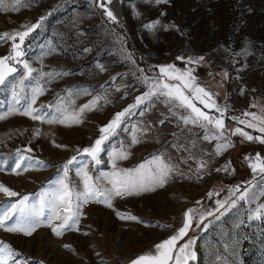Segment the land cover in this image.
I'll list each match as a JSON object with an SVG mask.
<instances>
[{"label":"rangeland","instance_id":"obj_1","mask_svg":"<svg viewBox=\"0 0 264 264\" xmlns=\"http://www.w3.org/2000/svg\"><path fill=\"white\" fill-rule=\"evenodd\" d=\"M11 3L12 0H6L5 5L0 6V34L35 23L51 12L42 27L26 40L25 46L30 44L31 47L25 58L34 68L70 73L49 85V90L38 98L36 106L53 103L57 93L64 95L65 89L72 88H87L90 93L76 98L77 106L88 103L97 95L110 103L101 99L94 110L85 113L82 124L72 126L49 125L20 114L0 120V184L20 193V196L9 197L0 192V205L16 202L23 195H30L31 203L36 193L62 175L61 166L73 155H77L81 162L90 159L78 154L76 149L91 146L100 135V126L107 124L116 112L127 108L146 91L138 82L137 66L146 72L150 66L172 63L184 68L187 65L177 60V56H204V63L192 65L194 75L205 79L218 94L219 103L226 102L230 109L240 112L258 111L252 105L264 104V0H168L167 4H156L154 0H112L109 7L117 15L118 24L109 21L90 0H28L17 11L4 10ZM157 19L160 25L154 31L144 27ZM172 24L178 26L179 31L165 28ZM117 34L123 38V50L116 39ZM127 39L131 41L137 58L125 47ZM85 47L92 51L84 52ZM244 49L248 54L237 55ZM10 50V41L0 42V57L9 54ZM127 53L132 54L135 65L124 58ZM98 64L106 71L101 72ZM17 67L20 72L16 76L23 71L19 65ZM225 71L228 73L226 79L223 77ZM155 72L156 69L152 68L148 74ZM118 73L123 75L118 76ZM113 77H116L115 81ZM13 79L9 77L8 82L0 86V114L7 113L12 104L9 82ZM197 106L201 107L198 103ZM133 111L135 114L126 116L116 134L102 145L101 163L95 167L89 165L93 175L112 171V153L121 148L128 149L130 155L118 161L120 168H135L152 155L167 150L185 175L173 177L155 191L116 198L113 202L115 210L90 202L83 207L84 216L78 226L80 231H67L58 237L46 225L31 236L0 229V241L19 251L22 254L19 259L30 258L29 264H101L102 260L105 264H126L139 255L154 251L157 243L174 234L181 226L186 209L212 210L217 206L216 201L223 200L229 189L236 185L241 186V191L244 188L253 191L264 188L261 176L254 174L245 160V156L254 157L257 150L264 157V144L241 142L242 137L233 136L235 147L221 156L208 158L211 159L209 170H201L197 176L189 171L190 167L196 169L197 164L192 160L187 165L181 163L180 157L187 156V153L172 148V133L179 135L182 126L177 127V119L164 104L154 98V102L142 104ZM161 120L165 121L163 125L159 123ZM226 124L237 126L236 122L228 123L227 120ZM145 126L149 128L146 133L138 131ZM239 126L244 128V125ZM37 128L42 135H34ZM245 130L259 135L253 129ZM134 132L140 143H131ZM192 133L203 135L198 128H192L191 132L184 130L183 134L190 137ZM53 140L67 147L57 148ZM214 144L215 141L212 144L205 141L200 147L211 152ZM28 148L32 151H26ZM17 149L31 158L25 163L33 166L26 171L14 170ZM37 160L47 166L37 165ZM229 160V169H234L236 177L228 180L226 172L215 169ZM80 166L75 163L69 170L70 178L77 184L79 178L75 172ZM209 192L219 195L209 197ZM257 202L264 203V196ZM255 206V203L249 205L242 201L220 220L208 217L205 224L211 223L207 231H202L203 224L200 228L194 224L189 237H197L194 245L197 260L189 264H264V220H247L246 210ZM116 211L136 215L151 226L121 220ZM237 216L245 220L239 228L234 226ZM84 232L89 235H83ZM187 239L185 237L184 241ZM237 239L239 245L235 244ZM225 244L231 247L225 248ZM64 245H71L74 251Z\"/></svg>","mask_w":264,"mask_h":264},{"label":"snow or ice","instance_id":"obj_2","mask_svg":"<svg viewBox=\"0 0 264 264\" xmlns=\"http://www.w3.org/2000/svg\"><path fill=\"white\" fill-rule=\"evenodd\" d=\"M93 7L102 10L104 16L113 23H119L118 17L109 7L112 0H90ZM156 4H167L168 0H154ZM6 0H0V6H4ZM28 3V0H12V3L4 10H19V7ZM31 6V5H28ZM48 12L41 16L35 23L21 25L20 29L0 34V42H11V50L9 54L0 57V86L8 82L9 77H14L10 81L12 104L7 113L0 114V120H4L12 114H20L29 117L33 121H40L49 125L60 124L64 126H72L73 124H82L85 119V113L95 109L101 99L105 103H110L106 98L97 95L88 103L77 106L76 98L81 95H89L87 88L65 89L64 95L56 94V100L53 103L36 106L37 100L41 95L46 94L49 85L57 79L69 75V72L53 69L44 71L43 67L34 68L28 59H26L27 49L31 45L25 46L26 40L37 29H40L46 20ZM139 15V13H137ZM166 15V13H162ZM160 25L157 19L151 23L145 24L144 27L149 31H154ZM172 27L179 31L175 24L166 25L165 28ZM116 39L121 43L123 50V38L118 34ZM54 51V49H50ZM84 52H91L90 47H85ZM248 54L247 49L237 55ZM135 65L132 54L127 53L124 57ZM177 60L185 62L184 68L178 67L175 63L150 66L148 72L152 68L158 69L155 74H148L143 68L137 66L140 73L138 82L142 84L146 91L137 96L134 102L127 108L116 112L107 124L100 126V135L95 139L94 143L82 150L77 148L78 154L86 155L90 159L87 161H78L77 155H73L62 166V175L50 182V186L42 188L40 192L35 194V199L30 203V195H23L18 201L0 205V229H4L9 233H20L25 236H31L42 225L48 226L56 236H62L67 231H80L79 224L84 216L83 207L90 202H97L106 205L110 209H114V200L116 198H126L131 195H139L142 192L155 191L158 187H164L169 180L175 176H184L180 164L168 155L167 150L152 155L149 159L137 165L135 168H120L118 161L127 159L130 152L126 148H121L112 153V171L100 173L94 176L89 169L91 164L93 167L101 163L99 154L103 151L102 145L110 136L116 134V130L120 128L124 118L128 115L135 114L133 110L139 108L140 105L154 102V98L159 100L168 109L171 116L178 121L177 127L182 126V131L178 135L172 133L174 142L172 148L178 152H186L187 156L180 157V162L187 165L189 160L197 164L196 169L189 168L190 172L199 176L201 170L207 172L211 163V157L221 156L228 149L235 147L232 140L233 136H240L243 141L258 142L264 144V104L252 108H258V111H242L240 115L230 114V107L225 102L221 104L217 100V93L214 92L209 85L200 82L198 77L194 75L195 68L192 65H200L205 62L204 56H177ZM19 65L23 71L20 75ZM101 72L106 71L103 65H97ZM35 73V75H33ZM136 75V72L132 73ZM122 76L123 74H117ZM209 75H212L211 73ZM223 77H228L227 71L223 73ZM238 78V77H237ZM115 81L116 77L112 78ZM28 81L29 83H26ZM103 87V85H101ZM119 91V89H117ZM243 94V89L241 91ZM127 93H125V96ZM123 98V97H122ZM21 101H24L22 104ZM202 105L203 107H198ZM143 115V113H141ZM226 120L235 121L237 126H229ZM161 125L164 120L159 121ZM239 125H244V128ZM192 128H198L203 133L199 136L192 133L190 137L184 136V130L191 132ZM245 128L253 129L259 135H253L246 131ZM148 126L138 129L139 132L146 133ZM35 136L42 135L37 128L34 132ZM208 142L213 145L211 152L200 147L202 142ZM140 139L134 132L132 136V144L140 143ZM57 148H66V145L56 144ZM26 151L31 152L28 148ZM207 157V158H206ZM31 160L30 157L21 153L17 149V158L14 170L20 169L26 171L33 165L25 163ZM248 166L254 174H259L261 180L264 181V157L259 153L252 156H245ZM37 165H44L43 161L37 160ZM80 163L81 166L76 168L75 175L79 178V184L72 181L69 176L70 166ZM23 165V167H22ZM231 161L226 162L221 168L215 169L217 172H227ZM234 170V169H233ZM0 192L7 194L9 197L20 196V193L0 184ZM219 195V193L209 192L208 196ZM264 196V188L259 191H253L251 188H244L236 185L229 189L228 195L223 200L216 201V207L212 210L203 208H188L183 214L181 226L166 239L154 246V251L139 255L130 261V264H189L190 261L197 260V253L194 250L197 237H189V232L195 224L196 228H200L203 224L202 231H207L209 224H205L208 217L220 220L227 212L237 208L240 202H247L249 205L255 203V207H249L247 211V220H264V203H258L259 197ZM200 204L199 201L196 202ZM223 210V211H222ZM219 213V215H217ZM116 215L121 220L136 221L146 226H151L148 222L141 220L136 215L116 211ZM59 221V223H56ZM245 223L244 218L237 216L235 227L239 228ZM83 235H89L84 232ZM188 237L186 241L184 238ZM184 241V243H180ZM240 241H235L239 245ZM179 245V246H178ZM225 248L231 245L225 244ZM65 248L73 250L71 245H64ZM99 255V253H97ZM22 254L14 249L10 244L0 241V264H29L30 258L19 259ZM42 264V262H38ZM101 264H105L102 260Z\"/></svg>","mask_w":264,"mask_h":264},{"label":"trees","instance_id":"obj_3","mask_svg":"<svg viewBox=\"0 0 264 264\" xmlns=\"http://www.w3.org/2000/svg\"><path fill=\"white\" fill-rule=\"evenodd\" d=\"M27 43V42H26ZM132 44H131V41L130 40H126V42H125V47L129 50V51H131V53H133V55L135 56V58H137V56H136V54L134 53V51H133V47L131 46ZM156 71H158V69H156ZM199 79V81L200 82H203V83H206L205 82V79L204 78H198ZM207 84V83H206ZM208 85V84H207ZM199 105V104H198ZM199 106H201V107H203L202 105H199ZM240 110H232V109H230V114H232V115H240ZM227 122L228 123H230V122H235V121H231V120H227ZM257 150V149H256ZM257 153H259L260 155H262L260 152H259V150H257L256 152H255V154H257Z\"/></svg>","mask_w":264,"mask_h":264},{"label":"built area","instance_id":"obj_4","mask_svg":"<svg viewBox=\"0 0 264 264\" xmlns=\"http://www.w3.org/2000/svg\"><path fill=\"white\" fill-rule=\"evenodd\" d=\"M236 174H235V172H234V170L233 169H229L227 172H226V179H233V178H235L236 176H235ZM121 264H124V263H121Z\"/></svg>","mask_w":264,"mask_h":264},{"label":"crops","instance_id":"obj_5","mask_svg":"<svg viewBox=\"0 0 264 264\" xmlns=\"http://www.w3.org/2000/svg\"><path fill=\"white\" fill-rule=\"evenodd\" d=\"M126 264H130V261H128Z\"/></svg>","mask_w":264,"mask_h":264}]
</instances>
